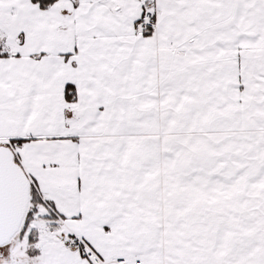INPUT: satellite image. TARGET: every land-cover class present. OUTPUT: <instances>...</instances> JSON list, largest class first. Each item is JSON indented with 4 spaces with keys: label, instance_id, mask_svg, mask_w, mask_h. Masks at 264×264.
<instances>
[{
    "label": "snow or ice",
    "instance_id": "1",
    "mask_svg": "<svg viewBox=\"0 0 264 264\" xmlns=\"http://www.w3.org/2000/svg\"><path fill=\"white\" fill-rule=\"evenodd\" d=\"M0 264H264V0H0Z\"/></svg>",
    "mask_w": 264,
    "mask_h": 264
}]
</instances>
